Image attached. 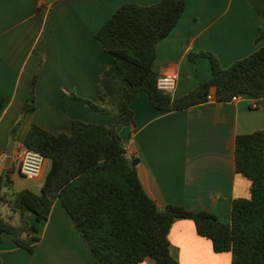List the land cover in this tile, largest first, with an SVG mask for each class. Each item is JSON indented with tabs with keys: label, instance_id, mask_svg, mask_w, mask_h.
Returning a JSON list of instances; mask_svg holds the SVG:
<instances>
[{
	"label": "crops",
	"instance_id": "0c3cea01",
	"mask_svg": "<svg viewBox=\"0 0 264 264\" xmlns=\"http://www.w3.org/2000/svg\"><path fill=\"white\" fill-rule=\"evenodd\" d=\"M159 0H0V171L6 167V147L21 114L31 79L42 62L36 84V108L24 117L15 135L14 153L24 145L33 123L59 134L70 133L74 119L110 125L121 116L128 82L114 56L96 38L98 29L126 2ZM264 45V0H186L176 26L159 41L160 73H176L174 97L193 90L212 75L210 59L190 58L202 50L217 55L223 67ZM110 113L92 108L76 97L103 104ZM135 124L117 126L130 156L137 157L145 191L159 207L182 204L206 209L231 220L233 201L250 196L251 181L236 171V137L264 131V98L239 95L231 101L214 98L178 110H159L145 90L130 104ZM14 189L40 192L52 160L31 178L11 159ZM0 213L19 223L18 213L0 205ZM36 222L41 239L33 252L4 233L1 264H92L96 255L60 199L47 219ZM171 254L180 264H235L231 251L217 252L212 240L197 232L192 218H176L168 232ZM140 264H158L146 257Z\"/></svg>",
	"mask_w": 264,
	"mask_h": 264
},
{
	"label": "trees",
	"instance_id": "16d2710c",
	"mask_svg": "<svg viewBox=\"0 0 264 264\" xmlns=\"http://www.w3.org/2000/svg\"><path fill=\"white\" fill-rule=\"evenodd\" d=\"M186 0H159L151 4L126 2L98 29L96 38L112 53L114 62L128 82L123 111L110 125L74 119L70 133H52L33 123L24 145L52 160L40 192L14 189L12 163L0 171V205L18 213L14 224L0 213V242L4 233L17 245L33 252L41 239L36 222L49 217L60 199L96 255L92 264H140L152 257L158 264H180L170 251L169 229L178 217L192 218L197 232L210 238L217 252L231 251L235 264H264V131L236 137V171L251 181L250 196L233 201L231 220L224 222L209 210H191L182 204L159 207L145 191L138 174L139 159L130 156L117 126L134 125L130 104L140 91L148 93L159 110H178L211 98L231 101L239 95L264 98V45L223 67L211 51L190 53L206 56L211 77L190 92L174 97L158 87L161 75L157 45L176 26ZM42 62L35 71L21 114L13 128L18 130L27 113L36 108V84ZM103 104L76 96L82 103L110 113L106 91L99 86ZM4 98L0 96V110ZM1 264V260H0Z\"/></svg>",
	"mask_w": 264,
	"mask_h": 264
},
{
	"label": "built area",
	"instance_id": "2783aa9c",
	"mask_svg": "<svg viewBox=\"0 0 264 264\" xmlns=\"http://www.w3.org/2000/svg\"><path fill=\"white\" fill-rule=\"evenodd\" d=\"M43 1V0H40ZM176 73H163L158 78V87L164 91L172 93L176 87L177 82ZM20 170L21 173L29 178H37L41 175L43 170L45 155L26 145H23L21 150Z\"/></svg>",
	"mask_w": 264,
	"mask_h": 264
},
{
	"label": "water",
	"instance_id": "95a60500",
	"mask_svg": "<svg viewBox=\"0 0 264 264\" xmlns=\"http://www.w3.org/2000/svg\"><path fill=\"white\" fill-rule=\"evenodd\" d=\"M15 135L16 131H13V134L11 136L10 142L6 147V156H7V162H6V167L10 165V160L12 159L14 155V149H15Z\"/></svg>",
	"mask_w": 264,
	"mask_h": 264
},
{
	"label": "rangeland",
	"instance_id": "374dc122",
	"mask_svg": "<svg viewBox=\"0 0 264 264\" xmlns=\"http://www.w3.org/2000/svg\"><path fill=\"white\" fill-rule=\"evenodd\" d=\"M12 159H14V161L17 163H19L20 162V160H21V154H20V150H19V152L18 153H14V155H13V157H12ZM28 182H30V187H32V188H35L36 187V183L31 179V178H29L28 180H27Z\"/></svg>",
	"mask_w": 264,
	"mask_h": 264
}]
</instances>
